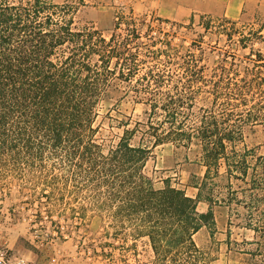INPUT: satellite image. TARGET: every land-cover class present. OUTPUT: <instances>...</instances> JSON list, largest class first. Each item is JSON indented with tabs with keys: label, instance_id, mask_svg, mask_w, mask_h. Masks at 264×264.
<instances>
[{
	"label": "trees",
	"instance_id": "1",
	"mask_svg": "<svg viewBox=\"0 0 264 264\" xmlns=\"http://www.w3.org/2000/svg\"><path fill=\"white\" fill-rule=\"evenodd\" d=\"M75 13L66 1L0 0V176L67 182L79 207L107 213L119 232L129 228L133 240L146 237L149 264H204L193 235L213 229L212 205H233L237 217L241 207L243 227L253 233L242 241L252 247L241 252L248 264H264V157L250 163L253 150L239 147L244 119L238 111L244 91L259 107L264 84L252 72L250 79L230 77L239 76L241 65L227 66L224 55L208 75L200 44L173 42L174 31L153 29L144 20L137 25L132 15H116L106 36L91 25L77 27ZM234 24L226 20L219 32L230 39ZM236 33L243 42V33ZM260 56L256 52L245 67L247 74ZM111 91L144 104L145 119L132 127L119 120L121 135L104 148L96 119ZM198 97L210 105L197 106ZM166 143L199 147L204 172L192 184L195 197L167 181L155 188L145 173L152 149ZM217 177L227 179L221 197L213 193ZM232 179L247 185L234 189ZM200 200L208 204L205 211L197 209ZM100 252L111 256L103 246Z\"/></svg>",
	"mask_w": 264,
	"mask_h": 264
},
{
	"label": "rangeland",
	"instance_id": "2",
	"mask_svg": "<svg viewBox=\"0 0 264 264\" xmlns=\"http://www.w3.org/2000/svg\"><path fill=\"white\" fill-rule=\"evenodd\" d=\"M53 1H66L76 8L77 27L91 25L106 36L111 32L116 15H132L137 25L144 20L153 29L174 31L173 42L183 38L185 45L191 41L201 45L205 51L204 63L208 75H212L216 60L224 55L227 66L231 62L241 65L239 76L230 73V77L250 79L252 72L264 84L263 16L257 9L243 8L240 0H139L134 4L113 1L108 5L107 12L100 10L96 3L84 6L85 0ZM209 20L210 27L205 29V22ZM226 20L235 23L234 30L230 31L233 33L230 39L225 35L226 31L221 33L218 29ZM236 31L245 36L243 42L239 41L241 34ZM256 52L263 60L257 64L254 72L249 70L247 74L245 67L250 68L251 59L258 58ZM244 92L242 103L238 106L244 119L241 123L243 143L239 147L253 150L251 153L254 156H250L249 161L254 163L256 157H264V92L259 96L261 103L257 108L251 106L253 99L247 91ZM196 105L208 106L210 102L198 97ZM145 110L146 106L135 102L131 96H123L120 91L109 92L98 106L96 124L102 126L97 134L98 141L104 148L115 144L123 128L118 121H130L129 127H132L134 121L145 119ZM254 115L256 120L250 118ZM139 137L140 133H137L131 143H138ZM199 159L200 150L195 144L175 147L166 143L152 149L144 171L152 179L155 188H162L167 181L195 197L197 190L192 184L204 172ZM219 171H224L223 165ZM248 172L247 183L252 170ZM214 181V197H221L226 191L227 179L217 177ZM232 183L234 189L247 185L234 179ZM65 187L67 182L61 180L48 183L31 175L23 179L9 174L0 176V250L6 259L19 258L28 264L150 263L153 254L146 237L133 240L128 234V227L126 231L119 232L107 213L88 205L79 207L77 201L81 200L67 192ZM207 207V202L198 201L199 211H205ZM234 207L222 203L212 205L215 220L213 229L202 227L193 235L195 244L205 254L204 264H248L249 256L241 249L252 246L242 241L252 240L253 233L243 227L244 210L238 207L241 214L237 217ZM50 219L54 222L50 223ZM101 246L111 256H102Z\"/></svg>",
	"mask_w": 264,
	"mask_h": 264
},
{
	"label": "crops",
	"instance_id": "3",
	"mask_svg": "<svg viewBox=\"0 0 264 264\" xmlns=\"http://www.w3.org/2000/svg\"><path fill=\"white\" fill-rule=\"evenodd\" d=\"M113 1H119L123 4H134L139 0H85L84 6H86V4L88 3H90L91 5L96 3L97 7H100V10H102L103 12H107L109 10L108 5L111 4ZM240 4L246 10H249L250 8L257 9L263 16L264 20V0H240Z\"/></svg>",
	"mask_w": 264,
	"mask_h": 264
},
{
	"label": "built area",
	"instance_id": "4",
	"mask_svg": "<svg viewBox=\"0 0 264 264\" xmlns=\"http://www.w3.org/2000/svg\"><path fill=\"white\" fill-rule=\"evenodd\" d=\"M0 264H28V263L23 259H19V258L13 260L6 259L4 252L0 250Z\"/></svg>",
	"mask_w": 264,
	"mask_h": 264
}]
</instances>
